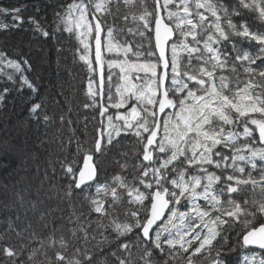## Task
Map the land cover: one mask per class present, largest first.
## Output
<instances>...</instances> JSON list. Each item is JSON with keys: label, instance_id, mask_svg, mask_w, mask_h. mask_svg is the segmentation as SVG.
<instances>
[{"label": "snow or ice", "instance_id": "1", "mask_svg": "<svg viewBox=\"0 0 264 264\" xmlns=\"http://www.w3.org/2000/svg\"><path fill=\"white\" fill-rule=\"evenodd\" d=\"M121 3L126 9L139 5L138 14L122 17L138 40H124L123 29L101 20L112 7L119 13ZM246 12L264 24V0H72L63 15L57 13L63 31L74 33L83 48L79 59L99 74L98 83L89 79L91 105H85L99 108L94 145L78 140L71 163L62 167L70 177L64 195L88 201L101 238L91 237L96 251H90L93 221L76 217L67 238L59 225L47 236L33 230L19 248L0 246V264H40L41 255L48 264H231L226 257L238 249L240 264H264V31L253 30ZM20 13V7H0L13 27L24 23ZM29 22L49 36L39 22ZM8 27L0 23V29ZM4 57L0 52L4 67L23 73L19 62ZM20 79L37 92L26 76ZM41 108L32 104L30 115L41 119ZM42 119L47 125L52 118L43 113ZM129 135L142 147V159L132 165L126 160L120 173L101 182L98 155ZM133 153L139 157V147ZM129 167L131 179L124 175ZM9 230L17 237L23 231L11 223ZM78 231L83 247L68 257ZM5 238L0 233V241ZM57 247L63 251L53 261L47 250Z\"/></svg>", "mask_w": 264, "mask_h": 264}, {"label": "trees", "instance_id": "2", "mask_svg": "<svg viewBox=\"0 0 264 264\" xmlns=\"http://www.w3.org/2000/svg\"><path fill=\"white\" fill-rule=\"evenodd\" d=\"M71 2L72 0H0V7H20V15L24 20L22 25L13 27L11 15H0V23L9 25L7 29H0V52L5 54V59L19 62L24 69L23 73H15L0 63V95L3 96L0 100V233H4L6 237L0 241V246L11 244L19 248L21 244H28L33 230L47 236L59 225H62L63 234L67 238L70 236L68 229L76 227V217L85 224L89 220L93 221L87 229V247L90 251H96L93 247L96 240L91 237L95 235L97 240L101 238L102 229H98L96 224L98 214L91 211L88 201L82 195L71 198L64 195L70 177L65 175L62 163H71L77 151L78 140L84 147H88L84 144L85 139L94 145V138L97 136L94 125L99 126L101 120L98 107H85L86 104L91 105L88 96L89 79L97 77L79 59L77 49L83 52V48L74 33L63 31V24L57 16V13L63 15L66 5ZM151 7L154 8L155 4H151ZM130 11L138 14L139 5L126 9L121 3L119 13L112 7L111 15L106 13L101 16L107 26L123 29V39L129 42L139 39L127 32V28L134 25L129 21L126 26L122 19ZM92 13H95L94 7L89 9L90 22ZM254 15L246 12L253 30L264 31V24L256 20ZM29 18L39 22L49 36L45 37L41 32L35 31ZM58 25L60 30H57ZM92 41L90 39V43ZM9 73L13 76L11 80L8 79ZM21 75L26 76L35 86L36 93L26 85L22 86ZM5 89L8 91L5 92ZM38 102L42 103L39 120L29 113L32 104ZM110 111L114 113L115 109ZM43 113L52 118L47 125L42 119ZM61 116L64 117L63 122ZM135 141L134 136L123 137L118 147H110L104 155H98L101 182L120 173V164L126 160L132 165L137 159H142V147L135 145ZM134 147H139V157L134 155ZM124 152L128 155H122ZM132 172L133 168L129 167L124 175L131 179ZM42 213L45 214L43 221L40 219ZM123 219L121 216V220ZM45 222L48 224L47 228H44ZM10 223L17 231L23 230L21 236L17 237L16 231L9 230ZM29 223L31 228H27ZM103 223L108 224V219L105 218ZM59 235L60 233L56 234L57 239ZM77 237L79 239L73 238L70 241V246L64 253L66 256L71 257L75 248L83 247V234L78 231ZM128 239L134 240L135 236L130 235ZM58 250L63 251L58 247L47 250L53 261ZM29 251L31 247L25 248L20 258L27 260ZM242 256V251L238 249L226 258L231 264H240ZM4 260L0 256V261ZM38 260L40 264H48L43 255ZM204 264L208 262L204 261Z\"/></svg>", "mask_w": 264, "mask_h": 264}, {"label": "water", "instance_id": "3", "mask_svg": "<svg viewBox=\"0 0 264 264\" xmlns=\"http://www.w3.org/2000/svg\"><path fill=\"white\" fill-rule=\"evenodd\" d=\"M162 14V13H161ZM90 18H91V23H95V21H92V14L90 15ZM94 47H95V45H94V40H93V42H92V49H93V52H92V59L94 60ZM95 75H96V77L97 78H99V74L98 73H95ZM258 250V249H257ZM258 251H260V250H258Z\"/></svg>", "mask_w": 264, "mask_h": 264}, {"label": "rangeland", "instance_id": "4", "mask_svg": "<svg viewBox=\"0 0 264 264\" xmlns=\"http://www.w3.org/2000/svg\"><path fill=\"white\" fill-rule=\"evenodd\" d=\"M105 33H106V31H105ZM93 42V41H92ZM92 42L90 43V40H89V43H90V45H91V47H92ZM91 59H92V55H91ZM118 71V70H117ZM96 81L98 82L99 80H97L96 79ZM113 91H114V89H113ZM123 111V110H122ZM115 171H117V170H115Z\"/></svg>", "mask_w": 264, "mask_h": 264}, {"label": "flooded vegetation", "instance_id": "5", "mask_svg": "<svg viewBox=\"0 0 264 264\" xmlns=\"http://www.w3.org/2000/svg\"><path fill=\"white\" fill-rule=\"evenodd\" d=\"M163 15V14H162ZM97 80H99V78H97ZM98 83V82H97ZM256 251H258V250H256Z\"/></svg>", "mask_w": 264, "mask_h": 264}]
</instances>
